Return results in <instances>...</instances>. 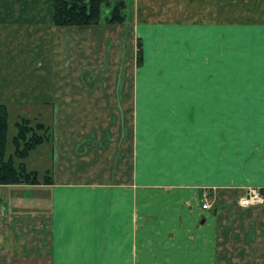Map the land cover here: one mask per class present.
<instances>
[{"label":"crops","instance_id":"crops-1","mask_svg":"<svg viewBox=\"0 0 264 264\" xmlns=\"http://www.w3.org/2000/svg\"><path fill=\"white\" fill-rule=\"evenodd\" d=\"M162 26L0 0V104L43 110L53 179L0 186V264H264V23Z\"/></svg>","mask_w":264,"mask_h":264},{"label":"rangeland","instance_id":"rangeland-1","mask_svg":"<svg viewBox=\"0 0 264 264\" xmlns=\"http://www.w3.org/2000/svg\"><path fill=\"white\" fill-rule=\"evenodd\" d=\"M126 1V23L133 21L134 24L139 25H164L162 27L172 26L179 27L182 25H226L228 23H264V0H125ZM112 4L115 0H111ZM108 8H104V14L108 12ZM257 13L260 14L257 15ZM9 107V132H8V144L7 153L8 156L14 153L13 137L16 135L15 123L20 117L29 118L36 122L37 113L42 112L41 108H32L27 111L26 108L8 105ZM46 115H40L39 122H46ZM46 143L39 146L34 150L30 157L26 160L28 168L39 169L37 165L44 163L46 160L43 154L46 150ZM43 167H40L39 172H42ZM41 180L43 177L40 175ZM5 193L4 190H0V196ZM34 197L39 201L33 200L32 203L26 201V204L21 203L23 219L30 222V214H36V212L42 216H46V210L48 208L47 199L40 201V197H43L40 190L32 191ZM15 194L9 192L6 195V199H12ZM18 196V195H17ZM16 196V197H17ZM242 198V197H241ZM5 199V200H6ZM20 199V197H19ZM25 203V202H24ZM36 203L41 205V208L36 207ZM13 208V207H12ZM25 210V211H24ZM234 255H240L242 253L240 247L237 245V241L234 244Z\"/></svg>","mask_w":264,"mask_h":264},{"label":"trees","instance_id":"trees-1","mask_svg":"<svg viewBox=\"0 0 264 264\" xmlns=\"http://www.w3.org/2000/svg\"><path fill=\"white\" fill-rule=\"evenodd\" d=\"M126 1L115 0H53V22L57 27L85 28L100 25L126 24ZM104 8L108 12L104 14ZM143 47L138 43V64L142 63ZM14 153L8 156L9 107L0 104V186L52 184L47 174L44 180L36 171L29 170L26 160L39 146L50 142L52 131L40 122L20 117L15 123Z\"/></svg>","mask_w":264,"mask_h":264},{"label":"built area","instance_id":"built-area-1","mask_svg":"<svg viewBox=\"0 0 264 264\" xmlns=\"http://www.w3.org/2000/svg\"><path fill=\"white\" fill-rule=\"evenodd\" d=\"M202 201L203 210L211 208L209 203V194L204 193ZM264 204V192L259 189H249L240 200V206L243 208L254 207Z\"/></svg>","mask_w":264,"mask_h":264}]
</instances>
